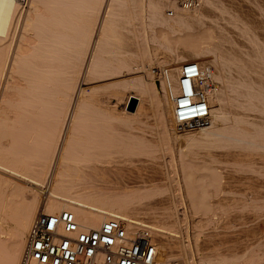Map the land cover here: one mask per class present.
<instances>
[{
    "label": "bare ground",
    "instance_id": "obj_1",
    "mask_svg": "<svg viewBox=\"0 0 264 264\" xmlns=\"http://www.w3.org/2000/svg\"><path fill=\"white\" fill-rule=\"evenodd\" d=\"M195 58L218 89L210 119L178 129ZM1 91L0 264L65 209L150 226L168 264H196L192 246L200 264H264V0H0Z\"/></svg>",
    "mask_w": 264,
    "mask_h": 264
},
{
    "label": "built area",
    "instance_id": "obj_2",
    "mask_svg": "<svg viewBox=\"0 0 264 264\" xmlns=\"http://www.w3.org/2000/svg\"><path fill=\"white\" fill-rule=\"evenodd\" d=\"M21 1L27 5V0ZM170 1L181 10L203 5V0ZM176 13L174 7L166 9L170 17ZM178 86L179 92L171 95L177 128L206 123L212 110L210 97L218 84L190 61L181 67ZM158 241L150 226L131 230L117 217L93 227L80 223L70 210L41 212L31 225L20 264H168L160 256Z\"/></svg>",
    "mask_w": 264,
    "mask_h": 264
},
{
    "label": "rangeland",
    "instance_id": "obj_3",
    "mask_svg": "<svg viewBox=\"0 0 264 264\" xmlns=\"http://www.w3.org/2000/svg\"><path fill=\"white\" fill-rule=\"evenodd\" d=\"M197 58H195V59H193V62H195V63H197V62H199V59H197ZM195 60V61H194ZM213 68V67H212ZM1 94H2V91L0 92ZM185 131V130H184ZM211 186V185H210ZM200 189V188H199ZM203 189H205V188H203ZM244 189V188H243ZM263 214H264V211H263ZM255 214H253V213H250L249 215H248V218H247V220L249 219V223L248 224H250L251 223V221H252V223H251V226L252 225H255L256 224V221L258 220H254V219H256V218H258L257 217V215L256 216H254ZM141 217H143V216H145L144 214H142V215H140ZM146 217V216H145ZM145 217H143L144 219H145ZM263 217H264V215H263ZM262 217V218H263ZM147 220H150L149 219V217H147L146 218ZM253 220L255 221V222H253ZM262 220V221H261ZM260 221H259V227H260V229H261V231L262 232H264V218L263 219H261ZM258 223V222H257ZM190 227V226H189ZM183 232H182V236H183V234L185 235V236H187L186 235V232H185V229L184 230H182ZM189 231H190V228H189ZM246 234H247V236L249 237L248 239H253V236H252V234L251 233H248V232H242V235L241 236H244V238H246ZM185 236H183V238L185 237ZM204 236H202L201 238H203ZM251 237V238H250ZM186 238V237H185ZM193 247V250L195 251H193V252H190L189 253V257L191 258L193 255V260H194V262H196V264H198V262H199V256H200V254H201V251H200V253H196L197 252V250L195 249V247L194 246H192ZM199 255V256H198ZM195 264V263H194ZM199 264H200V262H199Z\"/></svg>",
    "mask_w": 264,
    "mask_h": 264
}]
</instances>
